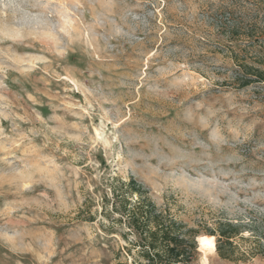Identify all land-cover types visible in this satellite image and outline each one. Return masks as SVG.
Returning <instances> with one entry per match:
<instances>
[{
	"label": "rangeland",
	"instance_id": "obj_1",
	"mask_svg": "<svg viewBox=\"0 0 264 264\" xmlns=\"http://www.w3.org/2000/svg\"><path fill=\"white\" fill-rule=\"evenodd\" d=\"M240 62L264 69V0H0V264L129 263L100 220L115 174L200 231L192 264H264V83Z\"/></svg>",
	"mask_w": 264,
	"mask_h": 264
},
{
	"label": "trees",
	"instance_id": "obj_2",
	"mask_svg": "<svg viewBox=\"0 0 264 264\" xmlns=\"http://www.w3.org/2000/svg\"><path fill=\"white\" fill-rule=\"evenodd\" d=\"M234 28L237 29L235 26ZM242 85L264 83V69L240 62ZM101 200L102 218L107 229L119 234L125 242L121 253L127 264H192L198 250L196 238L200 231L178 219L168 207H160L148 189L134 177L123 179L110 175L106 179ZM102 226L103 223H102ZM216 236V250L222 258H231L233 239L240 234V225L227 221L218 229L208 231ZM258 243L264 240L256 238ZM203 245L214 249V238L204 236Z\"/></svg>",
	"mask_w": 264,
	"mask_h": 264
},
{
	"label": "water",
	"instance_id": "obj_3",
	"mask_svg": "<svg viewBox=\"0 0 264 264\" xmlns=\"http://www.w3.org/2000/svg\"><path fill=\"white\" fill-rule=\"evenodd\" d=\"M197 241L199 242V239L197 238Z\"/></svg>",
	"mask_w": 264,
	"mask_h": 264
}]
</instances>
